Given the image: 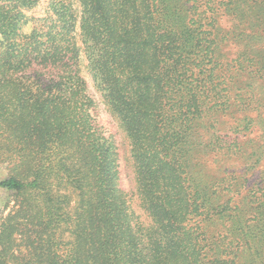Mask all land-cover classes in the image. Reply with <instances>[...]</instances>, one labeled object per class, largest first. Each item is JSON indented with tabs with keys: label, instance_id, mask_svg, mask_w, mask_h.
Instances as JSON below:
<instances>
[{
	"label": "trees",
	"instance_id": "trees-1",
	"mask_svg": "<svg viewBox=\"0 0 264 264\" xmlns=\"http://www.w3.org/2000/svg\"><path fill=\"white\" fill-rule=\"evenodd\" d=\"M41 2L0 0V164L36 158L0 189L44 193V233L60 225L37 160L53 152L79 204L63 254L33 241L37 263L264 264V0H47L26 34ZM83 55L129 142L143 216Z\"/></svg>",
	"mask_w": 264,
	"mask_h": 264
},
{
	"label": "rangeland",
	"instance_id": "rangeland-1",
	"mask_svg": "<svg viewBox=\"0 0 264 264\" xmlns=\"http://www.w3.org/2000/svg\"><path fill=\"white\" fill-rule=\"evenodd\" d=\"M48 8L47 0L42 2L32 9L24 10L23 13L28 19L25 26V33L31 34L34 28V19L44 17ZM1 40V36H0ZM83 61V76L89 85L90 95L95 101V117L98 125L103 130L106 137H113L117 141L121 151V170H122V188L130 198L129 204L132 212L136 215L143 216L141 210V202L137 194L136 185L133 179L132 170L127 166V160L131 157L130 145L124 137L118 121L112 116L105 105L104 98L101 92L97 89L90 71L87 69L88 61L85 55L82 56ZM38 166L44 173L47 182L48 191L54 200L56 207L54 220L62 221L60 225H51L48 231L44 233L43 223L49 221L47 210L44 206V193H36L33 191H23L21 193L9 192L0 189V233L3 237V242L0 241V253L6 254V264H26L31 261L32 264L37 263L34 253L33 241L40 239L52 240L55 248L60 254H63L64 249L72 241L71 225L68 222L73 219L78 204V193L71 188L67 179H63L64 175L59 173L57 169L54 172L48 170L51 165L57 167L56 153L46 152L37 157ZM36 161V158L30 162H24L17 166H8L6 163L0 164V181L9 176H17L20 179H28L31 177V171L28 168V163ZM10 251H6L4 247H9Z\"/></svg>",
	"mask_w": 264,
	"mask_h": 264
}]
</instances>
